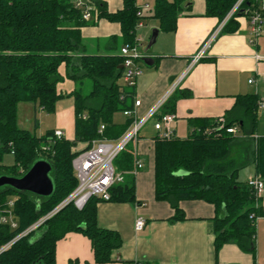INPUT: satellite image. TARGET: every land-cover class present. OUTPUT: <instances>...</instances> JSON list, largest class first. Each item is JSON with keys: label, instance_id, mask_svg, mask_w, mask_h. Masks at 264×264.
<instances>
[{"label": "trees", "instance_id": "1", "mask_svg": "<svg viewBox=\"0 0 264 264\" xmlns=\"http://www.w3.org/2000/svg\"><path fill=\"white\" fill-rule=\"evenodd\" d=\"M92 1L96 10L91 20L85 21L82 9L74 8V0H0V176L20 178L35 162L45 161L51 166L49 176L53 181L49 197L8 186L0 188V211L13 199L12 211L17 222L15 230L0 225V248L45 218L36 230L0 253V264H55L56 243L68 233H80L89 240L93 264L110 263L113 251L121 246L118 233L97 225L96 205L102 202L98 198H90L81 210L69 203L53 213L76 187L71 166L75 156L91 148L99 138L118 139L132 122L128 118L121 128L112 122L115 113L131 110L130 102L134 103L133 88L118 83L123 72L122 57L86 55L81 29L99 20L116 23L122 47L134 43L136 25L145 16H136L137 0H123L122 8L114 13H109L98 0ZM203 1L205 16L219 22L236 2ZM182 5L183 0H154L149 17L158 21L161 31L174 32ZM237 16L241 14L231 18L223 31L235 30ZM115 41L114 37L110 39L112 44ZM61 65L65 66L66 78L80 85L67 95L74 106L72 141L57 140L54 131L36 136L17 126L19 104L31 103L52 114L56 103L66 97L57 91V85L63 82ZM85 81L90 82L88 93L83 92ZM257 103L255 95L237 96L233 107L219 117L223 119L222 126L217 122L219 118L193 119L187 139L154 138L155 199L170 204L174 211L172 219L176 221L184 218L178 208L180 201L198 200L212 205L216 254L227 244L255 254L256 219L264 216V211L257 206L260 198L246 183L237 181V175L253 163L256 175L264 182V138H257L254 143L251 140L257 125ZM232 128L242 137L227 131ZM78 144L84 147L77 149ZM6 153L14 159L10 167L2 165ZM132 160V150L126 148L113 165L120 172L129 169ZM109 194V202L135 201L129 182L112 186Z\"/></svg>", "mask_w": 264, "mask_h": 264}, {"label": "crops", "instance_id": "2", "mask_svg": "<svg viewBox=\"0 0 264 264\" xmlns=\"http://www.w3.org/2000/svg\"><path fill=\"white\" fill-rule=\"evenodd\" d=\"M98 1L105 4L109 13H114L123 6V0ZM182 6L174 32L159 29L158 21L149 17L153 7L143 11V26L136 31L142 46L143 39L151 36L152 30H158L155 43L146 53L151 58L152 65L140 63L143 65H140L142 73L133 88L134 100L140 101L136 120L144 119L164 97L166 100L142 126L135 148L133 145L127 146L132 150V162L134 149L143 162V168L135 176L126 174L124 177V182L133 185L135 201L99 202L96 205L98 227L118 233L121 239L120 248L113 251L112 261L107 264H264V216L256 219L254 256L241 251L234 244L222 246L216 254L212 234L215 212L212 205L198 200L180 201L178 208L184 218L176 221L172 219L174 211L170 204L155 199L154 138L159 134L154 130V124L159 120L158 116L173 115L174 119L170 124L172 136L187 139L192 132L190 120L223 117L233 107L237 96L255 95L258 114L255 134L251 140L254 143L257 138H264V108L258 107L260 103L264 105V33L256 45H251L247 19L237 16L235 30L221 32L205 50L202 58L191 64L192 58L201 50L219 21L205 16L203 0H183ZM120 35V27L116 23L99 20L89 24L81 29L84 53L117 55L121 47V43L118 44L121 42ZM113 37L116 38L115 44L110 42ZM59 73L63 82L57 85V91L72 101L60 108L58 104L63 98L56 103L53 112L54 128L40 135L36 134L40 126L37 115L47 113L31 103L17 106V126L36 136H43L48 131H62L64 138L72 141L74 106L73 99L67 95L80 85L78 81L66 78L64 65L59 68ZM250 80L253 81L251 84L248 83ZM118 83L124 87L122 76ZM115 115L116 113L112 117L113 124L119 128L124 127L128 118L123 114L121 118H114ZM69 132L72 138L68 137ZM235 136L242 137V134L236 130ZM76 147L83 148L84 144ZM248 166L252 168L251 172L239 181L241 183H246L248 178L256 175L254 164ZM132 168L133 163L129 169L120 172L128 173ZM257 206L264 211V194ZM10 210L16 222L13 207ZM138 218L145 220L140 231H136L134 227ZM93 262L90 242L82 234L68 233L56 243L55 264Z\"/></svg>", "mask_w": 264, "mask_h": 264}, {"label": "built area", "instance_id": "3", "mask_svg": "<svg viewBox=\"0 0 264 264\" xmlns=\"http://www.w3.org/2000/svg\"><path fill=\"white\" fill-rule=\"evenodd\" d=\"M246 3V5H244ZM75 9H82V18L85 21H89L92 18V14L96 10V6L92 0H76L74 2ZM136 16L142 17L143 11L148 10V5H137ZM237 13L241 14L247 19L249 28V43L256 45L260 36L264 33V0H236L230 11L224 17V19L218 23V26L212 31L206 42L203 44L201 50L192 58L191 64L196 63L203 56L205 50L209 48L211 43L218 37L223 31L227 22L233 18ZM143 20H140L136 25V31L143 26ZM122 59V80L124 87L132 89L135 87L137 78L141 75L140 68L141 60L146 57V54L141 50L140 39L135 36L133 44H125L119 49L118 53ZM250 80L248 83L251 84ZM166 100L164 97L159 104L142 120H136V110L140 106L139 100H134L131 110H125L122 114L132 119V122L128 129L117 140H106L99 138L92 142V147L80 152L71 162L72 170L74 172L77 184L73 192L66 198V200L60 204L54 212L65 204L71 203L75 209L81 210L90 198H98L102 202H109L110 194L109 190L116 184H122L126 174L135 176L142 168L143 162L138 157L135 149L133 150V168L128 173L117 172L113 163L116 157L127 148L128 145H133L135 148L139 140V132L145 122L162 107ZM259 109H263L264 105L259 104ZM174 116L171 114L162 115L154 124V130L159 134L160 138L169 139L172 137L170 131V124L173 121ZM218 123L223 124V119L219 118ZM103 126L100 127L99 134L102 133ZM231 134H236V129L232 128L227 130ZM53 137L57 140L64 138L62 131H54ZM246 185L252 190L256 198H260L264 194V182L260 176L255 175L250 177L246 181ZM13 207V200L7 202V208L0 211V225H6L11 230L17 228V223L13 220L10 208ZM41 219L36 224L32 225L23 233L16 236L7 245L0 248V253L9 248L14 242L21 237L26 236L28 233L36 230L43 222ZM145 225L143 218H138L135 221V230L140 231ZM133 264H141L134 262Z\"/></svg>", "mask_w": 264, "mask_h": 264}, {"label": "water", "instance_id": "4", "mask_svg": "<svg viewBox=\"0 0 264 264\" xmlns=\"http://www.w3.org/2000/svg\"><path fill=\"white\" fill-rule=\"evenodd\" d=\"M157 34L158 30H152L149 42L144 49L145 54L155 43ZM141 62L146 66L152 65L151 58L147 56ZM50 171L51 166L49 163L37 161L20 178L1 176L0 188L8 186L16 191L28 192L39 197H49L53 193V181L49 176Z\"/></svg>", "mask_w": 264, "mask_h": 264}, {"label": "rangeland", "instance_id": "5", "mask_svg": "<svg viewBox=\"0 0 264 264\" xmlns=\"http://www.w3.org/2000/svg\"><path fill=\"white\" fill-rule=\"evenodd\" d=\"M147 4L149 7H153L154 5V2L153 0H137V5L138 6H143ZM151 34V32H150ZM150 37V36H149ZM149 37L143 39V43H142V46H141V50L144 51V49L146 48L148 42H149ZM121 42H118V44H120ZM141 66H143L142 64H140ZM78 86V85H77ZM90 82L89 81H85L82 85V88H83V92L84 93H88L90 91ZM63 101L60 102L58 105H59V108L60 106L62 107H66L67 105H69V103L72 101L71 99L68 100V98H63L62 99ZM71 100V101H70ZM121 118L122 117V114L121 113H116V115L114 116V118ZM37 120L40 124L39 126V129L36 131V134L37 135H40L41 133H44L45 131L49 130V129H53L54 128V125H55V114L52 113V114H41V115H37ZM123 123H125V119L123 120ZM71 129V126L69 128V131ZM70 133V132H69ZM69 138H72L71 136V133L68 135ZM14 164V159H13V156L12 154L10 153H6L4 156H3V161H2V165L6 166V167H10ZM251 167L247 166V167H244L243 169H241L239 172H238V181H242L243 179L246 178V175L251 172ZM1 177V176H0ZM63 203V202H62ZM61 203V204H62Z\"/></svg>", "mask_w": 264, "mask_h": 264}]
</instances>
